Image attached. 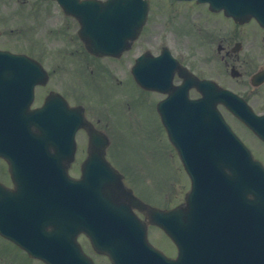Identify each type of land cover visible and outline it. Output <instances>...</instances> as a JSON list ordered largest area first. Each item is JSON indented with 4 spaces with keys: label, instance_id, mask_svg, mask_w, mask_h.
Listing matches in <instances>:
<instances>
[{
    "label": "water",
    "instance_id": "1",
    "mask_svg": "<svg viewBox=\"0 0 264 264\" xmlns=\"http://www.w3.org/2000/svg\"><path fill=\"white\" fill-rule=\"evenodd\" d=\"M117 1L83 2L89 6L88 15L81 18V35L88 44L122 43L135 36L144 21L148 0H126L130 7L122 9L113 6ZM198 1H208L216 9L223 8L236 19L254 16L264 23V0ZM136 77L143 86L155 87L148 84L144 76ZM224 94L211 87L204 98L209 101L205 105L212 111V105L222 100ZM173 99L185 101L181 95ZM237 102L230 103L236 113ZM50 105L53 102L49 99L43 108L48 122L44 133L49 136H35L24 127L19 136L4 138L7 146L13 141L24 154H31L34 148L46 149L50 153V164L40 162L37 167L29 165L22 169V178H28L38 187L33 213L20 217L15 224L9 223L16 215L3 207L0 198L1 233H10L11 239L47 264H93L76 241L80 232L90 238L95 249L108 254L113 264H164L160 252L137 242L132 245L128 240L132 234L141 237L144 227L131 212V207L136 206L150 222L169 230L173 238L178 237V264H264V169L216 110L209 121L196 117L188 108L185 112L183 104L177 105L178 112L175 110L169 117L163 113L169 139L178 150L191 188L182 206L159 211L125 188L115 170L101 165L104 164L100 156L105 139L93 131H89V156L83 163L82 176L70 178L66 159L74 149L76 119L70 116L72 126L66 129L69 122L66 111L62 120L50 117ZM188 107L191 108V104ZM158 108L161 111V104ZM254 170L262 173L263 180L251 182L246 178L245 183V173ZM19 195L21 204L32 199L30 191H21ZM19 229L27 231V239L18 234H24ZM116 235L122 237L118 244L113 240Z\"/></svg>",
    "mask_w": 264,
    "mask_h": 264
},
{
    "label": "flooded vegetation",
    "instance_id": "2",
    "mask_svg": "<svg viewBox=\"0 0 264 264\" xmlns=\"http://www.w3.org/2000/svg\"><path fill=\"white\" fill-rule=\"evenodd\" d=\"M153 5L160 10L156 19ZM151 7L138 38L121 54L108 55L87 50L78 35L80 24L66 13V4L57 0H0V50L39 61L49 75L46 83L34 86L30 108L39 107L51 91H57L70 106H81L95 129L110 140L105 157L124 173L128 184L132 172L136 175L137 171L159 165L131 162L121 140L148 139L163 133L155 105L169 95L168 74L170 88L182 84L187 77L212 80L241 96L258 115L264 114V27L253 19L234 21L222 11L214 12L207 4L194 1L158 0L151 2ZM167 51L172 61L167 59ZM144 52L162 54L164 71L159 92L135 82L132 67ZM21 70L22 61L0 59V84H5V88L0 86L2 105L23 96L22 92L6 89L7 71L16 80ZM188 94L191 98L200 96L196 86L189 87ZM218 107L252 151L264 156V143L224 105ZM76 138L70 171H79L87 154L86 130L78 129ZM127 171H132L130 176ZM161 182L162 185H153L159 192L161 187H172L165 179ZM0 183L14 188L9 161L3 156ZM181 197L180 188L175 187L174 194L169 189L162 195L160 207H170ZM148 238L167 255L175 256L176 247L163 230L149 226ZM0 258L5 264L34 262L21 247L1 235Z\"/></svg>",
    "mask_w": 264,
    "mask_h": 264
},
{
    "label": "rangeland",
    "instance_id": "3",
    "mask_svg": "<svg viewBox=\"0 0 264 264\" xmlns=\"http://www.w3.org/2000/svg\"><path fill=\"white\" fill-rule=\"evenodd\" d=\"M153 8H154L153 13H155V19H156L158 18V12L160 10L157 6H154ZM151 143L154 146L160 144L159 139L151 140ZM148 156H150V152ZM160 157H161L160 155L155 154V156H152L150 159H153L155 161L156 160L160 161ZM161 158L162 160L160 162H163L166 164L165 167L160 168L163 170L158 169L149 175L148 174L143 175V171H137L136 174L141 179L135 178V181H137L135 182L137 184L136 191L139 194H141L144 198H146L147 200L154 201L156 203L157 202L162 203V202L154 196L155 193L153 191L155 188L151 186L153 182L156 184L162 185L163 182H161V180H164V179L176 180L177 188H181L182 192H184L189 185L188 178L186 177L184 171L181 169L179 160L172 155L171 151H168V148L166 149V151H164V156H162ZM158 179L159 180L161 179V180L156 182L155 180H158ZM162 189H164V187H162ZM80 241H82L86 250L94 257L97 264H109V261L105 257L101 255H96L93 252V250H91L87 241H85L84 239H81ZM0 264H5L2 258H0ZM33 264H36V263H33Z\"/></svg>",
    "mask_w": 264,
    "mask_h": 264
}]
</instances>
